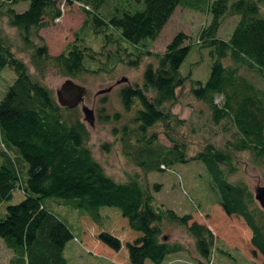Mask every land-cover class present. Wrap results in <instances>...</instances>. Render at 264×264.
Wrapping results in <instances>:
<instances>
[{"label":"trees","instance_id":"16d2710c","mask_svg":"<svg viewBox=\"0 0 264 264\" xmlns=\"http://www.w3.org/2000/svg\"><path fill=\"white\" fill-rule=\"evenodd\" d=\"M62 1L29 0L28 7L19 11L16 6L21 0H0V21L7 17L19 31L24 44L34 50L37 66H53L74 79L112 70L113 61L114 67L124 63V53L132 66L141 64L145 56L156 58V63L147 65L143 84H130L120 91L125 110L134 114L114 134L133 164L149 173L189 161L186 143L167 131L173 122H183L172 107L178 102L177 89L191 81L192 93L210 105L214 122L228 120L237 127L239 137L226 147L233 146L236 153L250 151L254 163L264 170V87L243 73H254L264 82V0H144L141 9H111L110 15L102 9L106 0H67L78 2L86 11L82 29L94 28L108 41L102 47L105 51L98 52L79 42L81 29L76 33L78 42L52 55L39 31L62 17ZM179 6L212 15L196 41L210 48L213 58L206 81L192 80V72L185 76L181 71L194 45L186 44L185 33H178L164 52L151 50ZM231 16L239 20L230 38L224 39L218 33ZM101 55L107 57L109 68L95 64ZM5 67L15 69L18 76L0 102V146L8 148L0 147V203L10 201L18 188L25 193L21 202L9 204L5 211L0 208V237L13 251L12 264H68L65 249L74 233L47 204V198L88 215L101 226L103 242L116 250H120L121 238L106 235L105 226L113 224L107 217L127 218L131 230L141 233L133 231L135 239L126 243L131 264H160L182 250L181 244L162 238L165 221L186 227L201 256L211 257L217 244L213 230L197 221L190 224V214L181 216L158 204L141 179L118 181L110 176L90 147L91 132L79 110L62 107L54 92L33 78L0 29V74ZM158 124L167 130L171 145L152 131ZM226 147L210 143L193 159L206 165L222 206L228 214L244 218L253 233L254 247L264 256V209L245 183L234 184L226 178L223 168L233 165V153ZM105 207L119 211H104Z\"/></svg>","mask_w":264,"mask_h":264},{"label":"rangeland","instance_id":"374dc122","mask_svg":"<svg viewBox=\"0 0 264 264\" xmlns=\"http://www.w3.org/2000/svg\"><path fill=\"white\" fill-rule=\"evenodd\" d=\"M21 1L16 8L19 11H24L29 5V0ZM213 1L215 0H211V2ZM61 7L62 17L39 31L52 55H59L67 51L71 43L79 41L76 33L82 29L87 18L86 11L78 2L69 3L67 0H63ZM91 7L93 8L92 5ZM143 7L144 0H106L102 9L105 13L110 11V15L111 9L113 12L118 10L136 11ZM211 18L212 15L210 16L209 12L179 6L159 37L153 41L151 50L164 52L178 33H185L188 36L186 44L194 43V45L182 64L181 71L185 76L192 72V80L206 81L211 73L213 58L210 48L202 47L196 41L201 30L211 22ZM238 20L239 16L228 17L218 35L229 39ZM0 29L11 44L15 55L27 63L33 78L50 88L56 95L57 89L69 76L64 75L53 66H44V64L42 67L37 66L33 58L34 50L24 44L19 31L9 24L7 17L1 19ZM83 29V36L79 42L93 47L98 52L105 51L102 47L108 41L106 36L97 33L94 28L89 26H85ZM36 41L40 44L43 42L38 39ZM127 44L124 40V46ZM108 46L114 48L112 44ZM127 56L124 53V63L120 62L115 67L116 61H113V64L110 63L113 66L110 71L85 73L80 78H75L77 82L88 87L85 104L93 108L96 114L95 124L93 126L88 124L91 132L90 147L110 176L118 181L141 179L154 193L158 204L175 210L181 216L192 215L190 224L197 221L209 226L217 238L213 254L209 259H205L198 250L195 238L186 227L165 221L162 238L171 243L177 242L183 248L179 252L168 255L160 264H208L212 261L213 264H264V256L254 247L253 233L244 218L226 212L221 204L219 190L208 168L202 161L193 159L208 144L212 143L223 148L228 142H235L239 136L237 127L229 123L228 120L218 124L214 122L210 105L192 93L191 81L177 89L178 102L174 103L172 107L173 113L177 114L183 122L181 124L173 122L168 131L163 124H158L152 129L159 134L160 141L167 145H171V141L166 136L167 132L186 143L189 161L177 163L166 170L145 173L124 154L114 131L117 127L129 123L134 112L125 110L120 91L130 84H143V74L147 65L157 62L155 57L145 56L141 64L132 66L128 63ZM99 62L105 66L104 68H109L106 56L101 55L95 64H99ZM243 73L264 87L262 79L254 73L247 71ZM17 76L16 70L11 67H5L2 70L0 74V102L10 86L14 84ZM123 77H128L129 83L116 85L111 92L99 94L102 89L115 85ZM82 106L83 104L77 109L84 118ZM165 131L167 132L165 133ZM0 147L3 150H8L4 145ZM225 149L233 153V165L223 168L226 178L234 184L245 183L255 195V190L264 185V170L254 163L253 154L250 151L243 150L236 153L233 151V146ZM9 152L14 154L11 150ZM2 162L3 156L0 150V165ZM157 184L160 185L159 188H156ZM24 198V191L18 188L14 191V196L10 201L0 203V208L5 211L9 204L19 203ZM46 202L56 214L68 223L74 233V238L65 249L68 264H131L126 243L135 239V233L139 235L141 233L131 230L127 218L123 216L119 218L114 215L107 217L113 221V224L105 226L107 233L103 231L106 235H116L121 238L120 250H116L103 242L101 226L80 209L63 202L59 203L55 198H47ZM103 210L119 211L110 207H105ZM13 255V251L0 237V264H12ZM146 264L155 263L147 261Z\"/></svg>","mask_w":264,"mask_h":264},{"label":"water","instance_id":"95a60500","mask_svg":"<svg viewBox=\"0 0 264 264\" xmlns=\"http://www.w3.org/2000/svg\"><path fill=\"white\" fill-rule=\"evenodd\" d=\"M122 83H129L128 77H123L117 81L115 85L102 89L99 94H106L111 92L116 85ZM88 95V87L77 82L74 78H67L56 91V97L62 107L70 109L78 108L83 104L82 110L84 113V120L93 126L96 122V114L93 108L85 104V99ZM255 198L260 206L264 209V185L259 186L255 190Z\"/></svg>","mask_w":264,"mask_h":264}]
</instances>
